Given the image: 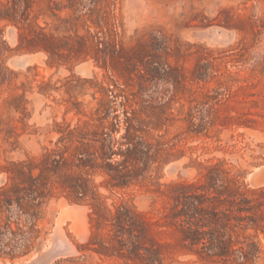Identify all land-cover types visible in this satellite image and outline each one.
Wrapping results in <instances>:
<instances>
[{"label":"rangeland","instance_id":"rangeland-1","mask_svg":"<svg viewBox=\"0 0 264 264\" xmlns=\"http://www.w3.org/2000/svg\"><path fill=\"white\" fill-rule=\"evenodd\" d=\"M10 13L0 188H27L46 153L65 162L39 206L0 203V264L37 251L21 264H264L261 230L223 223L231 249L246 241L224 262L173 219L205 192L225 211L232 180L264 186V0H21Z\"/></svg>","mask_w":264,"mask_h":264},{"label":"trees","instance_id":"trees-1","mask_svg":"<svg viewBox=\"0 0 264 264\" xmlns=\"http://www.w3.org/2000/svg\"><path fill=\"white\" fill-rule=\"evenodd\" d=\"M8 1V0H7ZM21 0H12L10 7L7 3L0 1V19H6L9 17L10 12L16 11V6L19 5ZM30 1V0H26ZM13 14L10 13V17ZM42 37L46 38L43 34ZM48 38V37H47ZM36 43V41H33ZM36 45V44H35ZM45 50L46 46H42ZM53 153H46L43 159L40 161L41 168L37 177H32L31 170L25 175L24 172H20L28 179V187L20 189L15 185L14 189L8 187L0 188V203L8 207L12 203L13 192L14 199L17 202L19 209H22V204L30 206H39L43 197L46 194L43 192L45 188V173H57L60 169V165L65 162L62 155L58 154V158H51ZM66 179L70 182L69 187L78 197H84L87 194V188L85 187V181L79 176H66ZM127 182L121 181L119 186L125 185ZM216 185V184H214ZM228 197L226 198L227 209L225 211H218L216 205L203 207V202L210 200L206 192L203 194L193 195L194 201H188L182 203V208L173 215V219H177L181 215H185V220H180L185 223L186 234L183 238L184 241H189L190 246L200 245L197 250L201 257L211 259L213 257L221 258L224 262L229 260L231 255H235L236 259L245 257V250L242 247L246 241H237L236 245H240L237 249H231V241L222 240V234L220 233V226L224 223V226H229L232 229L235 228H253L255 230H261L264 232V186L245 191L241 190L240 186L232 180V185L227 188ZM22 192V193H21ZM223 192H217V197L220 198ZM197 199V203L195 202ZM210 208V209H209ZM125 210L124 206L119 203L117 210ZM119 222L121 217H117ZM208 229L205 230L204 228ZM247 237H244L246 240Z\"/></svg>","mask_w":264,"mask_h":264},{"label":"bare ground","instance_id":"bare-ground-1","mask_svg":"<svg viewBox=\"0 0 264 264\" xmlns=\"http://www.w3.org/2000/svg\"><path fill=\"white\" fill-rule=\"evenodd\" d=\"M17 59H18V58H17ZM14 60H15V59H14ZM38 61H39V60H38ZM73 206H74V205H73ZM76 206H77V205H76ZM66 207H67V205H66L65 203H60V204H59V209H60L61 211H62L63 209H65ZM69 207H70V206H69ZM81 207H82V206H81ZM83 207H84V206H83ZM81 209H82V208H81ZM83 209H84V208H83ZM60 210H59V211H60ZM74 210H75V209H74ZM84 210H85V209H84ZM79 212H80V211H79ZM60 214L62 215V213H60ZM78 214H79V213H78ZM61 215H60V216H61ZM82 215H83V214H82ZM65 216H67V214H66ZM61 218H63V216H61ZM82 218H83V216H82ZM67 219H68V218H67ZM69 219H70V218H69ZM76 220L79 221L78 218H77ZM72 221H73V220H72ZM77 221H75V222H76V223H75L76 225H77ZM80 221H82V220H80ZM71 225H72V224H71ZM84 225H85V224H84ZM80 226H82V225H81V222L78 223V230H79V231H80V229H81ZM53 227H54V225H53ZM72 227L75 228V226H73V225H72ZM84 228H85V227H84ZM78 230H77V231H78ZM81 230H82V229H81ZM74 232H75V231H74ZM76 234H77V233H76ZM81 234H85V232H84V233H81ZM35 253H38V251H37V252H34V253L32 254V256H29L28 258H20V259H18L16 262H13L12 264H21V263L25 262L26 260H28L29 258H32V257L35 255ZM9 264H11V263H9Z\"/></svg>","mask_w":264,"mask_h":264}]
</instances>
